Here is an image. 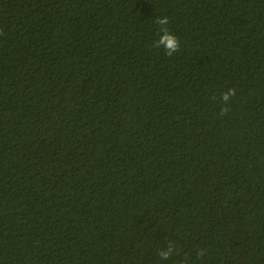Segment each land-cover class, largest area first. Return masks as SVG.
Listing matches in <instances>:
<instances>
[{
	"label": "trees",
	"instance_id": "obj_1",
	"mask_svg": "<svg viewBox=\"0 0 264 264\" xmlns=\"http://www.w3.org/2000/svg\"><path fill=\"white\" fill-rule=\"evenodd\" d=\"M0 264H264V0H0Z\"/></svg>",
	"mask_w": 264,
	"mask_h": 264
},
{
	"label": "clouds",
	"instance_id": "obj_2",
	"mask_svg": "<svg viewBox=\"0 0 264 264\" xmlns=\"http://www.w3.org/2000/svg\"><path fill=\"white\" fill-rule=\"evenodd\" d=\"M158 24L164 26L161 27L160 32L161 34L158 36V39L155 41L156 47H162L165 50L166 55L171 56L174 53L178 52L181 48V41L177 38V36L170 32L167 27H165L169 20L167 17L160 18L157 21ZM232 91L229 90L228 92L224 93V100L227 101L229 96L232 95ZM173 253V247L170 244L166 250H163L159 253L162 260L166 261L170 258Z\"/></svg>",
	"mask_w": 264,
	"mask_h": 264
}]
</instances>
